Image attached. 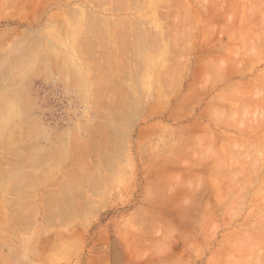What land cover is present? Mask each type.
I'll return each instance as SVG.
<instances>
[{
  "label": "rangeland",
  "instance_id": "rangeland-1",
  "mask_svg": "<svg viewBox=\"0 0 264 264\" xmlns=\"http://www.w3.org/2000/svg\"><path fill=\"white\" fill-rule=\"evenodd\" d=\"M239 1L0 0V264H264V0Z\"/></svg>",
  "mask_w": 264,
  "mask_h": 264
},
{
  "label": "bare ground",
  "instance_id": "bare-ground-1",
  "mask_svg": "<svg viewBox=\"0 0 264 264\" xmlns=\"http://www.w3.org/2000/svg\"><path fill=\"white\" fill-rule=\"evenodd\" d=\"M176 1H180V0H176ZM182 1H183V0H182ZM235 1H236V0H235ZM238 2H240V1L238 0ZM181 3H182V2H181ZM183 3H184V2H183ZM177 4H178V3H177ZM156 5H157V4H156ZM180 5H181V4H180ZM237 5H238V3H236V6H237ZM166 7H167V6H166ZM184 7H185V5H184ZM185 8H186V7H185ZM96 24H97V23H96ZM98 26H100V25H98ZM98 26H97V27H98ZM98 28H99V27H98ZM101 28H102V27H101ZM94 30H95V29H94ZM96 30H97V29H96ZM96 30H95V31H96ZM99 30H100V29H99ZM99 30H98V31H99ZM119 30H120V29H119ZM123 30H124V29H123ZM104 32H105V31H104ZM118 32H119V31H118ZM121 32H122V31H121ZM121 32L119 33L120 35H121ZM123 32H124V31H123ZM126 33H127V32H126ZM100 34H102V33H100ZM123 34H124V33H123ZM103 36H104V35H103ZM103 36H102V37H103ZM121 36H122V35H121ZM121 36H120V38H121ZM125 36H127V35H125ZM128 36H129V35H128ZM99 37H100V36H99ZM105 38H106V37H105ZM111 38H112V37H111ZM126 38H127V37H126ZM100 39H102V38H100ZM127 39H128V38H127ZM92 41H94V40H92ZM117 42H119V41H117ZM93 43H94V42H93ZM69 45H70V44H69ZM127 45H128V43H127ZM121 46H122V45H121ZM24 47H26V46H24ZM69 47H70V46H69ZM80 47H81V46H80ZM89 47H90V46H89ZM103 47H104V46H103ZM140 47H141V45H140ZM27 48H28V47H27ZM75 48H76V47H75ZM116 48H117V47H116ZM120 48H122V47H120ZM68 49H69V48H68ZM77 49H78V48H77ZM104 49H105V48H104ZM126 49H127V48H126ZM129 49H130V48H129ZM140 49H141V48H140ZM99 50H100V49H99ZM105 50H106V49H105ZM110 50H111V48H110ZM127 50H128V49H127ZM28 51H29V50H28ZM76 51H77V50H76ZM91 51H92V50H91ZM107 51H109V50H107ZM111 51H112V50H111ZM140 51H141V50H140ZM16 52H17V51H16ZM20 52H21V51H20ZM31 52H32V50H31ZM70 52H71V51H70ZM112 52L115 53V51H112ZM119 52H120V51H119ZM121 52H122V51H121ZM125 52H126V50H125ZM125 52H122V54L125 53ZM128 52H129V51H128ZM26 53H28V52H26ZM26 53H24V54H26ZM77 53H80V51H77ZM24 54H23V56H24ZM98 54H101V53H98ZM102 54H103V53H102ZM111 54H112V53H111ZM115 54H116V53H115ZM120 54H121V53H120ZM0 55H1V54H0ZM2 55H3V54H2ZM2 55H1L0 57L3 58ZM21 55H22V54H21ZM142 55H143V54L140 53V56H142ZM27 56H29V55H27ZM30 56H31V55H30ZM30 56H29V57H30ZM31 57H32V56H31ZM109 57H110V56H109ZM162 58H163V57H162ZM9 59H11L10 61H12V58H9ZM103 59H104V58H103ZM14 60H16V59H14ZM105 60H106V59H105ZM107 60H108V59H107ZM110 60H111V59H110ZM110 60H109V61H110ZM8 61H9V60H8ZM8 61H7V62H8ZM63 61H64V60H63ZM15 62H16V61H15ZM69 62H70V61H69ZM105 62H106V61H105ZM107 62H108V61H107ZM25 63H26V62H25ZM108 63H109V62H108ZM11 65H12V63H11ZM70 65H71V64H70ZM67 66H68V65H67ZM101 66H102V65H101ZM2 67H3V66H2ZM63 68L65 69L64 66H63ZM83 68H84V67H83ZM3 69H5V68L3 67ZM3 69H2V70H3ZM10 69H11V68H10ZM2 70H1V71H2ZM5 70H7V69H5ZM70 70H71V69H70ZM112 70H113V69H112ZM112 70H111V71H112ZM1 71H0V72H1ZM6 72H7V71H6ZM6 72H5V73H6ZM109 72H110V71H109ZM112 72H113V71H112ZM112 72H111V74H112ZM5 73H4V71H3L2 76H3V75H7V73H6V74H5ZM71 73H72V72H71ZM109 74H110V73H109ZM113 74H115V73H113ZM69 75H70V74H69ZM84 76H85V75H84ZM114 76H115V75H114ZM0 77H1V76H0ZM3 77H4V76H3ZM69 77H70V76H69ZM74 77H76L75 74H73V79H74ZM86 77H87V76H86ZM111 77H112V76H111ZM5 78H6V76H5ZM5 78H3V80H4ZM71 79H72V78H71ZM73 79H72V80H73ZM84 79H85V78H84ZM3 80H2V81H3ZM4 81H5V80H4ZM4 81H3V82H4ZM19 81H20V80H19ZM81 81H82V80H81ZM81 81L79 82L80 84H81ZM85 81H86V80H85ZM121 81H122V80H121ZM3 82H2V83H3ZM115 82H116V81H115ZM132 82H133V81H132ZM116 83H117V82H116ZM110 84H111V82H110ZM111 85H112V84H111ZM81 86H82V84H81ZM81 86H80V87H81ZM0 87L2 88V84H1ZM4 87H5V84H4ZM4 87H3V88H4ZM81 88H83V87H81ZM81 88H80V89H81ZM78 90H79V89H78ZM81 90H82V89H81ZM81 90H80V91H81ZM122 90H123V88H122ZM119 91H121V90H119ZM125 91H126V90H125ZM134 93H135V92H134ZM3 94H4V93H3ZM127 94H128V93H127ZM130 94H132V93H130ZM12 95H13V94H12ZM118 95H119V94H118ZM134 95H136V94H134ZM10 96H11V95H10ZM119 96H120V95H119ZM119 96H118V97H119ZM128 96H130V95H128ZM7 97H8V96H7ZM7 97H6V98H7ZM11 97H12V96H11ZM9 98H10V97H9ZM9 98H7V99L9 100L8 102H10V99H9ZM13 98H14V97H13ZM13 98H11V99H13ZM122 98H123V97H122ZM132 98H133V97H132ZM132 98H131V99H132ZM135 98H136V97H135ZM7 99H5L6 102H7ZM108 100H110V99H108ZM108 100H107V101H108ZM127 100H128V98H127ZM132 100H133V101H132ZM132 100H131L132 102L135 101L134 99H132ZM87 101H88V100H87ZM131 101H130V102H131ZM2 102H3V101H2ZM10 103H11V102H10ZM119 103H120V102H119ZM123 103H124V102H123ZM6 104H7V103H5V105H6ZM131 104H132V103H131ZM10 105H11V104H10ZM115 105H116V104H115ZM124 105H125V104H124ZM128 105H129V104H128ZM0 106H1V109H0L1 111H2L4 108L7 109V110L4 109V112H5V113L3 112V114H4V116H5V119L2 121V123H4V121L6 120V114H7L6 111L9 110V111L12 112V108H13V106H12V108H10L11 110L9 109V107H11V106H9V105L4 106V103H3L4 108H2V105H0ZM8 106H9V107H8ZM103 106H104V105H103ZM120 106H121V105H120ZM120 106H119V107H120ZM101 107H102V106H101ZM103 108H104V107H103ZM111 108H112V106H111ZM98 109H100V108H98ZM109 109H110V108H109ZM13 110H14V109H13ZM115 110H116V109H115ZM1 111H0V119H1ZM116 112H117V111H116ZM8 114L11 115L10 112H9ZM8 114H7V115H8ZM12 114H13V112H12ZM107 114H108V113H107ZM4 116H3V117H4ZM8 116H9V115H8ZM99 116H100V115H99ZM102 116H103V115H102ZM103 117H104V116H103ZM109 117H110V116H109ZM120 118H121V117H120ZM11 119H12V118H11ZM11 119H10V120H11ZM106 119H107V118H106ZM102 120H105V119H102ZM122 120H123V119H122ZM8 121H9V119H8ZM8 121H7V122H8ZM114 121H115V120H114ZM118 121H119V120H118ZM115 122H117V120H116ZM115 122H114V123H115ZM120 122H121V121H120ZM114 123H113V124H114ZM4 125H5V124H4ZM6 125H7V124H6ZM6 125H5V126H6ZM99 125H100V124H99ZM102 125H103V124H102ZM114 125H116V124H114ZM0 126H1V124H0ZM5 126H4V128H5ZM108 126H109V125H108ZM108 126H107V128L110 127V126H109V127H108ZM116 126H117V125H116ZM117 127H118V126H117ZM96 128H97V127H96ZM98 128H99V127H98ZM1 129H2V128H1ZM1 129H0V132L2 133V130H1ZM201 129H202V128H201ZM197 133H198V132H197ZM0 135H1V134H0ZM26 135H27V134H26ZM208 135H209V134H208ZM187 136H188V135H187ZM0 137H1V136H0ZM25 137H26V136H25ZM189 137H190V136H189ZM27 138H28V137H27ZM190 138H191V137H190ZM190 138H189V139H190ZM17 139H18V138H17ZM234 142H235V141H234ZM7 143H8V142L6 141V144H7ZM235 143H236V142H235ZM64 146L66 147V144H65ZM17 147H19V146H17ZM65 147H64V149H65ZM7 149H8V148H7ZM7 149H6V150H7ZM10 149H11V148H10ZM61 149H62V148H61ZM225 149H226V148H225ZM2 150H3V149H2ZM19 150H21V149H19ZM3 151H4V150H3ZM11 151H12L14 154L17 152V151L14 152L15 150H14V151L11 150ZM21 151H22V150H21ZM24 151H25V150H24ZM26 151H27V150H26ZM182 151H183V150H182ZM192 152H193V151H192ZM217 152H218V151H217ZM232 152H233V151H232ZM234 152H237V151H234ZM234 152H233V153H234ZM19 153H20V152H19ZM25 153H26V152H25ZM188 153H189V152H188ZM8 154H9V153H8ZM16 154H17V153H16ZM21 154H22V153H21ZM27 154H29V153H27ZM189 154H190V153H189ZM192 154H193V153H192ZM194 154H195V152H194ZM194 154H193V156H194ZM197 154H198V153H197ZM229 154H230V153H229ZM231 154H232V153H231ZM240 154H241V153H240ZM240 154H239V155H240ZM24 155H25V154H24ZM34 155H35V154H34ZM221 155H222V154H221ZM239 155H238V157H239ZM16 156L18 157L19 155H16ZM16 156H15V157H16ZM22 156H23V154H22ZM197 156H198V155H197ZM217 156H219V155H217ZM227 156H228V155H227ZM234 156H235V155H234ZM236 156H237V155H236ZM240 156H241V155H240ZM13 157H14V156H13ZM23 157H24V156H23ZM219 157H220V156H219ZM219 157H217V160H218ZM229 157H230V155H229ZM24 158H25V157H24ZM222 158H224V157H222ZM222 158L219 159L218 161H221ZM231 158H233V157H231ZM17 159H18V158H17ZM197 159H199V158H197ZM225 159H226V158H225ZM21 160H23L22 157H21ZM217 160H216V161H217ZM229 160H230V159H228L227 161H229ZM15 161H16V160H15ZM15 161H14V163H15ZM196 161H197V160H196ZM218 161L216 162V164L220 165V167H221L222 165L219 164ZM16 162H18V161H16ZM197 162H198V161H197ZM224 162H225V161H224ZM195 163H196V162H195ZM19 164H20V163H19ZM229 164H230V163H229ZM10 165H11V164H10ZM12 165H13V164H12ZM21 165H22V164H21ZM193 165H194V164H193ZM17 167H18V165H17ZM231 167H232V166H231ZM14 168H15V166H14ZM216 168H217V167H216ZM224 168L226 169V167H224ZM227 168H229V167H227ZM222 169H223V168H222ZM225 169H223V170H225ZM215 170H216V169H215ZM217 170H218V169H217ZM217 170H216V172H217ZM233 170H234V171H237V170H235V169H233ZM233 170L231 169V171H233ZM16 171H17V170H16ZM218 171H219V170H218ZM238 171H240V170H238ZM14 172H15V171H14ZM223 172H224V171H223ZM80 173H81V172H80ZM240 173H241V172H240ZM211 174H214V172H213V173L211 172ZM3 175H4V174H3ZM5 176H6V175H5ZM12 176H13V175H12ZM3 177H4V176H3ZM9 177H10V174H9ZM9 177H8V178H9ZM219 177H220V176H219ZM5 179H6V178H5ZM5 179H4V180H5ZM1 182H2V181H1ZM2 184H4V183H2ZM15 187H16V186H15Z\"/></svg>",
  "mask_w": 264,
  "mask_h": 264
}]
</instances>
